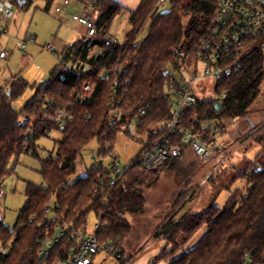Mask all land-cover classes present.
Returning a JSON list of instances; mask_svg holds the SVG:
<instances>
[{
  "label": "trees",
  "instance_id": "trees-1",
  "mask_svg": "<svg viewBox=\"0 0 264 264\" xmlns=\"http://www.w3.org/2000/svg\"><path fill=\"white\" fill-rule=\"evenodd\" d=\"M21 1L15 0L14 5L25 7L30 3V0ZM90 1L101 10L97 20L99 36L85 44L81 38L70 46L76 52L69 60V67L63 69L58 65L49 81L20 110L14 103L27 90V81L12 78L6 87L0 88V188L4 178L13 172L8 168L9 161L22 154H31L40 161V175L46 184L45 187L27 186V200L14 230L3 224L1 216L0 242L3 248L10 244V250L0 264H57L68 257L75 247L70 235L49 257L39 256V241L49 229L43 224L46 207L53 197L64 223L71 224L75 230L86 228L88 217L93 214L103 224L98 234L100 243L112 244L125 257L122 241L132 229L128 215L143 212L146 189L156 183L162 169L176 166L177 160H173L148 169L136 164L134 159L125 169L124 177L111 186L109 178L113 162L117 160L114 158L109 165L95 164L84 176L68 182L77 173L84 151L93 142L100 147L98 158L108 159L113 157L120 134L147 135L139 156L165 135L164 125L171 115L165 89L177 84L169 70L180 72L187 58H196V46L208 35L220 0H169L167 12H159L158 0H140L137 10L131 13V29L125 42L116 45L108 42L107 37L114 38L110 28L125 7L115 0ZM144 32L145 37L139 38ZM122 67L126 69L125 74L116 71ZM89 81L96 86L91 97L83 91ZM114 81L118 82L115 95L121 114L113 121L108 102L114 93ZM263 81L264 52L255 50L247 56L239 74L215 85L214 97L197 98L186 110L181 127L209 142V136L214 137L208 123L245 118L260 96ZM224 94L226 100L218 112L215 104ZM144 109L149 112L132 129V122ZM58 110L72 116L64 131L58 129ZM52 133L61 135L55 141L56 155L41 159L36 141L49 138ZM263 140V135L258 138L261 144ZM174 142L186 149L180 137ZM248 168L239 175L249 183L246 194L232 197L223 209L212 205L200 213H186L180 221L173 222L190 198L189 191L176 194L169 214L153 235V238L165 235L168 240V247L156 263L243 264L245 255L255 261L262 260L264 165L250 173ZM203 227L207 233L202 240L192 249L182 250ZM91 264L96 263L93 260Z\"/></svg>",
  "mask_w": 264,
  "mask_h": 264
},
{
  "label": "rangeland",
  "instance_id": "rangeland-1",
  "mask_svg": "<svg viewBox=\"0 0 264 264\" xmlns=\"http://www.w3.org/2000/svg\"><path fill=\"white\" fill-rule=\"evenodd\" d=\"M118 1L125 4L126 8L114 18L110 33L120 44H123L131 29L130 17L133 10L137 8L138 0ZM60 3L61 0H55L52 3L48 0H30L25 7L15 5L14 17L3 23L8 29V35L0 37V52H7V58L0 59V88L6 87L7 82L16 77L22 78L29 84L23 96L14 103L17 110L22 109L36 96L38 89L49 81L50 74L59 65L57 56L50 53L46 47L51 43L67 44L81 38V33H78L73 26L74 17L71 13L76 12L75 5L70 4L67 10L70 14H57L55 9ZM158 6L159 12H167L170 9V1L159 2L158 0ZM31 35L35 36V41L27 43L25 49H20L26 38ZM145 35L146 32L139 38L142 39ZM195 71L200 72V64L193 58L186 59V64L180 72L169 70L177 82H180L181 78L187 79L188 73ZM214 90L215 85L211 81L199 82L193 88V92L202 99L214 97ZM260 112H264V81L260 96L245 118H226L208 123L212 128L221 125L226 130L225 134H217L214 139L209 136V140H213L215 147H221L216 150V154H220L221 150V154L223 153L222 155L226 157V163L217 172H214L215 160L204 164L190 150L176 161L174 168L166 167L160 171L156 183L145 191L147 203L143 212L128 215L132 229L122 241L126 259L133 258V264H146L149 261L155 264H168L156 263L159 255L168 247V240L165 239V235L159 238H153V235L169 214L177 193L189 191L190 198L180 213L174 216L173 222L180 221L186 213H200L212 205L223 209L232 197L240 198L246 194L249 183L246 178L239 175L243 174L248 167L247 172L250 173L264 165V148L250 139L239 144L240 137L249 127L248 124L246 125L249 115H257ZM262 135L264 139V131L260 134ZM60 138V133H52L51 137H42L36 141L41 159L56 155L55 141ZM147 138V135L136 133L131 136L120 134L113 157L108 159L98 158L100 147L93 142L84 151L77 173L68 182L73 183L77 178L84 176L95 164L109 165L114 158H117L122 166L128 165L138 156ZM262 145L264 147V140ZM8 168L13 172L4 178L1 185L6 195L0 199V216L3 217V224L10 230H14L27 200L25 196L27 186L32 184L45 187L46 184L40 175V161L31 154H22L18 159L12 158ZM51 201L56 202L55 197ZM96 223L95 216L89 215L86 229L93 230ZM206 232V228H201L182 247V250L187 251L195 247ZM177 241L180 242V238L177 237ZM3 247L0 242V253ZM7 247H10V244ZM93 260L96 264H118L113 257L103 254H97Z\"/></svg>",
  "mask_w": 264,
  "mask_h": 264
},
{
  "label": "built area",
  "instance_id": "built-area-1",
  "mask_svg": "<svg viewBox=\"0 0 264 264\" xmlns=\"http://www.w3.org/2000/svg\"><path fill=\"white\" fill-rule=\"evenodd\" d=\"M14 1L0 0V37L8 35V29L3 23L14 17ZM71 1L82 4V14L74 16L76 21L84 27L82 44L91 42L90 40L99 36L97 20L101 16V10L96 9L90 0H61L55 12L57 14L62 13ZM159 2H165V0H159ZM107 39L112 44L119 43L116 38L107 37ZM33 41H35V36H29L20 49H25L26 44ZM46 49L57 56L59 65L63 69L69 67V60L75 56L76 52V49L70 46L59 49L55 43L49 44ZM255 50L264 52V0H220L208 35L196 46L195 59L200 64V72L188 73L187 79H180L181 84L175 79L177 84L166 86L165 99L170 105L171 115L169 121L164 125L165 135L157 138L150 149L137 156L135 163L153 169L169 161L180 159L183 153L189 149L204 164H209L215 160L214 172H217L226 163L225 155L216 154L213 140L205 142L201 137L184 130L181 123L186 110L196 103L197 98H200L193 92L196 84L202 81H211L216 85L232 75L239 74L244 68L245 59ZM6 58L7 52L1 51L0 59ZM116 71L125 74L126 69L122 67ZM104 75L106 76V73ZM125 82L128 83V80ZM117 84L118 82L114 81V93L108 102V109L113 121L118 119L121 114L115 95ZM95 88L96 86L92 81L86 82L83 86L84 94L89 97L93 96ZM218 99L220 103H223L226 100V94L219 96ZM148 112L149 110H141V115L134 119L131 128H137L141 118L145 117ZM57 116L58 129L64 131L68 123L72 122V116L63 110H58ZM211 132L214 137L217 134H225L226 130L223 126L216 125ZM178 137L186 149L174 142V139ZM130 163L122 166L118 160L113 162V173L109 178L111 186H115L124 177L125 169ZM5 195L6 192L1 187L0 199L4 198ZM32 221L33 219H31ZM43 224L48 225L49 229L39 241V256L41 258L49 257L51 251L62 243L67 235H70L75 242V247L64 261L57 264H91L97 254L111 256L118 264L134 263L133 258L126 259L115 250L112 244L100 243L98 234L103 224L99 220L93 230L89 231L86 228L75 230L71 224L63 222L58 205L54 201H50L46 207ZM9 250V247L2 250L0 262L7 257ZM146 264L155 263L149 261ZM243 264H264V257L261 261H255L250 255H245Z\"/></svg>",
  "mask_w": 264,
  "mask_h": 264
},
{
  "label": "crops",
  "instance_id": "crops-1",
  "mask_svg": "<svg viewBox=\"0 0 264 264\" xmlns=\"http://www.w3.org/2000/svg\"><path fill=\"white\" fill-rule=\"evenodd\" d=\"M115 1L119 2L118 0H115ZM71 3H73L75 5V11H76V12H73V14L71 13L72 17L82 14V12H83L82 4L78 3L77 1H71L70 4ZM119 3L121 4V2H119ZM70 4L66 7V9L62 13H64V14L67 13V10H68ZM139 4H140V0H138L137 8L139 7ZM122 5L126 8V5L125 4H122ZM137 8L134 9L133 11L137 10ZM62 13H60V14H62ZM67 14H70V13H67ZM73 20H74V23H73L74 29L77 30L78 33L79 32L81 33V38H82V35L84 33V27L82 25H80L76 21L75 17H74ZM81 38H79L78 40H80ZM78 40L77 41H72V42L67 43V44L62 43V42H57V43H55V45L59 49H65V48H67V47L75 44L76 42H78ZM2 60H4V59H2ZM263 122H264V112H260L257 115L256 114H253L252 116L249 115V117L247 118V123L245 122L246 125L248 124L249 127H248L246 133H242L241 134V137H240L241 138V141H240L239 144H242L246 140H249V139L252 142L256 143V144H261V143L258 142V138L260 137V134L262 133V131H264V123ZM261 146H262V148H264L262 144H261ZM218 149H221V147L220 146L218 148L216 147V150H218ZM187 152L188 151L184 152L183 155L185 153H187ZM219 153L221 154V150H220ZM183 155H182V157H183ZM203 228H206V227H203Z\"/></svg>",
  "mask_w": 264,
  "mask_h": 264
},
{
  "label": "water",
  "instance_id": "water-1",
  "mask_svg": "<svg viewBox=\"0 0 264 264\" xmlns=\"http://www.w3.org/2000/svg\"><path fill=\"white\" fill-rule=\"evenodd\" d=\"M22 3H25V0H23V1H21ZM215 108H216V111H218V112H220L221 110H222V105H221V103L220 102H217L216 104H215ZM1 216H0V221H1Z\"/></svg>",
  "mask_w": 264,
  "mask_h": 264
}]
</instances>
